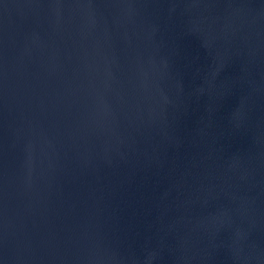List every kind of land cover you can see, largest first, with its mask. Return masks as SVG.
I'll return each instance as SVG.
<instances>
[{
  "label": "water",
  "instance_id": "water-1",
  "mask_svg": "<svg viewBox=\"0 0 264 264\" xmlns=\"http://www.w3.org/2000/svg\"><path fill=\"white\" fill-rule=\"evenodd\" d=\"M0 264H264V0H0Z\"/></svg>",
  "mask_w": 264,
  "mask_h": 264
}]
</instances>
